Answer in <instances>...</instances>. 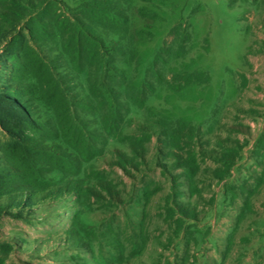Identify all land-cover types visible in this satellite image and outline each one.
<instances>
[{
  "label": "rangeland",
  "instance_id": "1",
  "mask_svg": "<svg viewBox=\"0 0 264 264\" xmlns=\"http://www.w3.org/2000/svg\"><path fill=\"white\" fill-rule=\"evenodd\" d=\"M91 1H37L45 27L28 39L80 129L67 134L76 151L0 46V93L27 89L29 137L83 159L75 176L42 177L78 190L0 216V264H264V0H108L122 18L111 28L91 14L102 56L89 66L57 29ZM195 72L209 82L179 78Z\"/></svg>",
  "mask_w": 264,
  "mask_h": 264
},
{
  "label": "trees",
  "instance_id": "2",
  "mask_svg": "<svg viewBox=\"0 0 264 264\" xmlns=\"http://www.w3.org/2000/svg\"><path fill=\"white\" fill-rule=\"evenodd\" d=\"M39 0H0V46H6L5 55L17 65V68L27 69L30 78L35 80L34 93L38 100L47 104L54 112L56 130L54 139L69 144L75 151L78 150L73 142L76 139H68L67 134L75 136L80 129L75 126L70 118L68 102L62 92L58 81L53 76L50 68L43 63L29 45L28 39L37 38L44 24L38 13L42 10ZM108 0H92L83 4L78 16L70 22V30L62 34L67 35L69 50L67 54L78 62L81 56H85V63L95 65L101 58L102 41L95 34V23L91 14L96 17L108 19V26L114 27L122 17L116 10L109 9ZM41 11V12H42ZM58 19H54L58 26ZM69 22V21H68ZM60 25L63 21L59 22ZM177 28L173 29V32ZM190 38L186 33L185 39L179 45V50H184V42ZM32 54L34 60L28 61L26 54ZM163 54L168 55V50H161L155 58L162 60ZM24 61V62H23ZM28 61V62H27ZM113 62L107 61L109 68ZM115 68V67H111ZM185 85L197 83L207 84V74L201 72L184 73L182 77ZM162 81V80H161ZM169 88L178 91L167 82ZM27 89L19 85L16 95L0 93V130L8 141L0 147L1 157L4 164L0 168V198L5 197L8 201L7 208H0V216L21 218L20 211L12 213L9 209L26 207L46 198L65 195L80 188L77 181L62 178L61 180L49 181L42 177L52 171H65L66 174L75 176L80 169L82 158L78 156L67 157L58 153H48L44 147V140H35L29 137V132L36 130L39 125L30 110V100L24 96ZM54 140V142H55ZM84 141H82L81 145ZM87 160V159H86ZM1 166V163H0ZM66 168V169H65Z\"/></svg>",
  "mask_w": 264,
  "mask_h": 264
}]
</instances>
